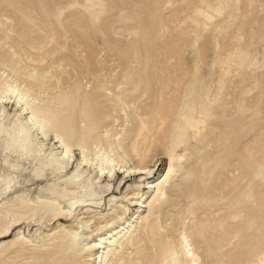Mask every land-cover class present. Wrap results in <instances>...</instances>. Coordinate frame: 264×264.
I'll list each match as a JSON object with an SVG mask.
<instances>
[{"label":"rangeland","instance_id":"obj_1","mask_svg":"<svg viewBox=\"0 0 264 264\" xmlns=\"http://www.w3.org/2000/svg\"><path fill=\"white\" fill-rule=\"evenodd\" d=\"M0 57L56 131L79 130L92 151L124 133L114 157L130 167L140 119L164 122L146 182L166 146L188 150L167 188L169 230L182 223L203 264H264V0H0Z\"/></svg>","mask_w":264,"mask_h":264},{"label":"bare ground","instance_id":"obj_2","mask_svg":"<svg viewBox=\"0 0 264 264\" xmlns=\"http://www.w3.org/2000/svg\"><path fill=\"white\" fill-rule=\"evenodd\" d=\"M7 61L0 57V264H203L198 243L193 245L182 223L169 230L166 217L172 205L167 188L187 159V146H166L168 166L146 182L154 173L146 162V143L164 122L149 127L140 119L130 144L139 162L130 167L114 157L115 150L126 156L124 133L105 131V147L92 151L79 130L56 131L29 89L4 77ZM105 110L99 99L84 112L92 115L94 126ZM178 138L170 134L168 145ZM131 177L134 183L126 185ZM143 186L148 192L141 191ZM124 187L131 189L129 198L116 195ZM99 231L105 234L91 240ZM203 250L211 258L210 247Z\"/></svg>","mask_w":264,"mask_h":264}]
</instances>
